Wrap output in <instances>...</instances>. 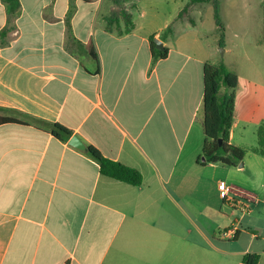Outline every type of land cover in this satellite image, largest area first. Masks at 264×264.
I'll return each instance as SVG.
<instances>
[{
	"label": "crops",
	"instance_id": "0c3cea01",
	"mask_svg": "<svg viewBox=\"0 0 264 264\" xmlns=\"http://www.w3.org/2000/svg\"><path fill=\"white\" fill-rule=\"evenodd\" d=\"M144 1L132 11L134 29L118 35L105 27L107 0H19L15 11L0 0V117L20 122L0 125V264H202L206 234L190 215L207 194L242 219L264 204V156L254 151L264 121V39L248 73L235 72L230 143L248 153L237 166H204L203 71L220 63L217 48L163 37L186 3L173 0L168 15L154 7L146 24L135 15ZM152 36L167 58L154 60ZM54 123L137 169L142 185L102 175L86 150L54 136ZM235 229L227 235L238 241ZM252 231L242 253L264 264V235Z\"/></svg>",
	"mask_w": 264,
	"mask_h": 264
},
{
	"label": "rangeland",
	"instance_id": "374dc122",
	"mask_svg": "<svg viewBox=\"0 0 264 264\" xmlns=\"http://www.w3.org/2000/svg\"><path fill=\"white\" fill-rule=\"evenodd\" d=\"M189 1L177 0L178 3L183 4ZM173 5V0H145L135 15L139 22L152 23L154 22L152 14L156 13L154 7L159 6L160 12L168 15ZM143 11L146 12L145 16L142 14ZM191 19L192 22L190 20L174 22L173 32L169 37L184 35L200 38L205 45L217 48L216 60H220V63L229 70L238 72L244 77L248 73V57L258 58L260 53L258 42L264 39V0L207 1L194 8ZM156 25L161 26L162 23L159 22ZM193 25L197 26L193 27ZM240 87L243 89L242 86ZM198 116L202 118V112ZM199 127L201 131L202 128ZM199 156L202 160L201 152ZM198 208L199 211H193L194 214L190 217L206 234L203 241L202 264H240L245 255L242 252L250 243L252 230H257L258 234L264 235V204L262 202H258L256 208L253 207V210H256L244 219L241 217L242 211H235L223 200H220V203L217 202L214 193L207 194L203 206L199 204ZM234 226H237L235 230H238V241L234 238L235 236L230 238L227 235L230 228L234 229ZM189 228L193 234L196 233V226L191 220ZM213 230L214 232L221 230L224 234L221 237L219 234L214 237Z\"/></svg>",
	"mask_w": 264,
	"mask_h": 264
},
{
	"label": "trees",
	"instance_id": "16d2710c",
	"mask_svg": "<svg viewBox=\"0 0 264 264\" xmlns=\"http://www.w3.org/2000/svg\"><path fill=\"white\" fill-rule=\"evenodd\" d=\"M11 11L19 8V0H4ZM91 2V0H83ZM111 3L109 15L104 19L108 32L124 35L134 29L133 9L136 3L142 0H108ZM211 0H190L178 15L179 20H190L194 8ZM217 8V5H216ZM216 19L218 20L217 10ZM173 32L170 25L163 33L166 38ZM151 53L154 60L165 59L168 56V48L164 51L157 49L155 37H151ZM92 52V51H91ZM93 53V52H92ZM204 95H203V119L202 126L205 135L202 147V159L198 164L222 163L226 166H237L244 161L248 150L234 146L230 143V132L236 112V93L239 86V76L229 70L223 63L213 64L206 62L204 65ZM44 123V121H41ZM20 123L9 117H0V125ZM54 136L60 140H69L72 132L59 123L48 124ZM222 139V145L219 140ZM258 146L254 150L264 156V121L257 129ZM87 154L94 159L102 175L126 183L131 186H141L143 175L135 168L105 157L94 145H87ZM259 255L247 253L240 264H258Z\"/></svg>",
	"mask_w": 264,
	"mask_h": 264
},
{
	"label": "water",
	"instance_id": "95a60500",
	"mask_svg": "<svg viewBox=\"0 0 264 264\" xmlns=\"http://www.w3.org/2000/svg\"><path fill=\"white\" fill-rule=\"evenodd\" d=\"M155 43H156L157 49L161 51L165 50L164 43L161 40L155 39ZM219 143L222 145V139L219 140ZM69 144L80 151H85L87 149L86 144L78 135H73L69 140ZM242 166L243 164L240 165V167Z\"/></svg>",
	"mask_w": 264,
	"mask_h": 264
},
{
	"label": "built area",
	"instance_id": "2783aa9c",
	"mask_svg": "<svg viewBox=\"0 0 264 264\" xmlns=\"http://www.w3.org/2000/svg\"><path fill=\"white\" fill-rule=\"evenodd\" d=\"M220 186L222 197H227L230 192L229 187H227L224 183H221Z\"/></svg>",
	"mask_w": 264,
	"mask_h": 264
}]
</instances>
